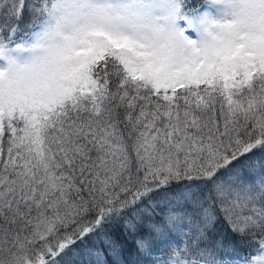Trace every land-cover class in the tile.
I'll return each mask as SVG.
<instances>
[{
    "label": "snow or ice",
    "instance_id": "obj_1",
    "mask_svg": "<svg viewBox=\"0 0 264 264\" xmlns=\"http://www.w3.org/2000/svg\"><path fill=\"white\" fill-rule=\"evenodd\" d=\"M238 3H0V264H264V0Z\"/></svg>",
    "mask_w": 264,
    "mask_h": 264
},
{
    "label": "clouds",
    "instance_id": "obj_2",
    "mask_svg": "<svg viewBox=\"0 0 264 264\" xmlns=\"http://www.w3.org/2000/svg\"><path fill=\"white\" fill-rule=\"evenodd\" d=\"M241 7L242 5L238 3V0H206L204 10L210 13V26L215 27L212 23L213 21L221 22L231 20L233 19V13L237 12Z\"/></svg>",
    "mask_w": 264,
    "mask_h": 264
},
{
    "label": "trees",
    "instance_id": "obj_3",
    "mask_svg": "<svg viewBox=\"0 0 264 264\" xmlns=\"http://www.w3.org/2000/svg\"><path fill=\"white\" fill-rule=\"evenodd\" d=\"M1 1H2V0H0V2H1ZM192 2L195 3L196 6L199 7L201 4H203L204 0H192Z\"/></svg>",
    "mask_w": 264,
    "mask_h": 264
},
{
    "label": "rangeland",
    "instance_id": "obj_4",
    "mask_svg": "<svg viewBox=\"0 0 264 264\" xmlns=\"http://www.w3.org/2000/svg\"><path fill=\"white\" fill-rule=\"evenodd\" d=\"M3 2V0L0 2V3H2ZM189 34V33H188ZM190 38H192V39H195V37H196V34L194 33V32H191L190 31Z\"/></svg>",
    "mask_w": 264,
    "mask_h": 264
}]
</instances>
